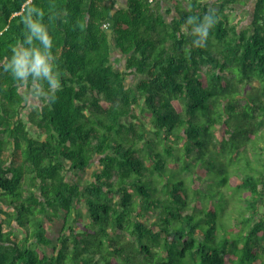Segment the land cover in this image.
I'll return each mask as SVG.
<instances>
[{
    "label": "trees",
    "instance_id": "obj_1",
    "mask_svg": "<svg viewBox=\"0 0 264 264\" xmlns=\"http://www.w3.org/2000/svg\"><path fill=\"white\" fill-rule=\"evenodd\" d=\"M28 1L0 0V264H264V0Z\"/></svg>",
    "mask_w": 264,
    "mask_h": 264
},
{
    "label": "rangeland",
    "instance_id": "obj_2",
    "mask_svg": "<svg viewBox=\"0 0 264 264\" xmlns=\"http://www.w3.org/2000/svg\"><path fill=\"white\" fill-rule=\"evenodd\" d=\"M240 14L241 15L239 16V18H237L236 20L234 19V20H235L236 23L240 21V24L244 25V23H246L248 21L249 15H251L250 14V10L249 9H243L242 11H240ZM232 17H234V16H232ZM232 19L233 18H231V20ZM129 83L133 84L134 80L132 78L129 79ZM36 101H37L36 98L32 96L30 98V100H29V104L30 105L36 104ZM91 171L92 170H90L87 173L83 174V179L88 178V176H90V174H91ZM187 182H189V181H187ZM61 224H62L61 221H56V225L54 226V229L49 231V234L54 239V241L56 240V238L58 236V231L61 229Z\"/></svg>",
    "mask_w": 264,
    "mask_h": 264
},
{
    "label": "crops",
    "instance_id": "obj_3",
    "mask_svg": "<svg viewBox=\"0 0 264 264\" xmlns=\"http://www.w3.org/2000/svg\"><path fill=\"white\" fill-rule=\"evenodd\" d=\"M113 1L115 2V9H116V10L125 7V1H126V0H113ZM28 3H30V2H28ZM166 5H167V4H165V6H166ZM165 6H164V7H165ZM21 11H22V9H21ZM21 11H20L18 14H21L22 12H24V11H22V12H21ZM172 15H173V14H172ZM172 15L167 16V18H168V19L173 18ZM14 16H15V14H14Z\"/></svg>",
    "mask_w": 264,
    "mask_h": 264
},
{
    "label": "clouds",
    "instance_id": "obj_4",
    "mask_svg": "<svg viewBox=\"0 0 264 264\" xmlns=\"http://www.w3.org/2000/svg\"><path fill=\"white\" fill-rule=\"evenodd\" d=\"M27 63L26 57L21 58L18 61V65L23 69V66Z\"/></svg>",
    "mask_w": 264,
    "mask_h": 264
},
{
    "label": "built area",
    "instance_id": "obj_5",
    "mask_svg": "<svg viewBox=\"0 0 264 264\" xmlns=\"http://www.w3.org/2000/svg\"><path fill=\"white\" fill-rule=\"evenodd\" d=\"M151 1H152V0H151ZM28 2H31V0H29ZM24 8H25V5L22 7V11H24ZM22 11H21V12H22Z\"/></svg>",
    "mask_w": 264,
    "mask_h": 264
}]
</instances>
